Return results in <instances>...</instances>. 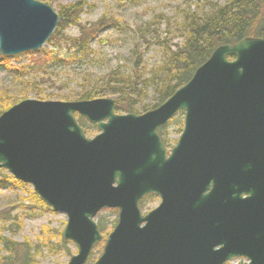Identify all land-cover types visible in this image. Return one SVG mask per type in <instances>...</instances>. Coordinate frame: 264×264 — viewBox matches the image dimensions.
Wrapping results in <instances>:
<instances>
[{"label":"water","instance_id":"1","mask_svg":"<svg viewBox=\"0 0 264 264\" xmlns=\"http://www.w3.org/2000/svg\"><path fill=\"white\" fill-rule=\"evenodd\" d=\"M59 14L39 0H0V51L42 48ZM115 99H23L0 114V169L67 215L65 240L87 264L105 208L118 221L94 264H264V38L221 44L158 107L120 114ZM180 111L170 153L158 133ZM97 125L88 137L75 114ZM160 196L144 213L141 199Z\"/></svg>","mask_w":264,"mask_h":264},{"label":"rangeland","instance_id":"2","mask_svg":"<svg viewBox=\"0 0 264 264\" xmlns=\"http://www.w3.org/2000/svg\"><path fill=\"white\" fill-rule=\"evenodd\" d=\"M54 8L56 12L60 10V5H68L75 2L85 1V6L81 12L79 23L95 24L102 17L117 20L120 27L127 23L134 31L144 22L151 19L154 15H163L166 19L161 26L165 34V26L170 19V31L174 43H181L182 38L174 35V18L180 8L190 4L200 8L208 1L217 0H39ZM223 1V0H220ZM209 4H206L208 7ZM66 34L70 36L79 35V27L71 25L66 29ZM137 34L125 33L114 28H106L92 42V53L89 55L78 56L76 61L57 64L52 57L66 56L68 51L65 46L62 48L52 47L49 41L40 49L52 51L49 58H43V54L38 58L35 54L28 52L20 53L17 57H7L5 62L0 61V103L2 99H8L12 104L18 103L23 99L34 98L40 100H75L76 94L80 91V85L86 83L85 76L90 80L100 79L111 67L118 64L130 62L129 52L135 43L134 37ZM146 51V62L153 64L161 57L159 48L151 43L149 48L145 46L139 49ZM42 96V97H41ZM69 96L68 99H63ZM115 99V96H105ZM102 98V97H99ZM150 94L148 99L143 100L153 104ZM116 103V99H115ZM12 106V105H11ZM154 109V108H152ZM7 110V109H6ZM151 110V109H149ZM148 111V110H147ZM140 111L137 114L144 113ZM135 113V112H129ZM175 122H171L163 130L167 140V150L177 143L184 126L183 116H176ZM86 135L94 137L99 133L95 124L89 123ZM14 181L21 183L17 185ZM33 187L28 183L16 180L6 169H0V215L12 214L18 215L19 223L12 224V231L8 230L7 224L0 220V235L11 236L19 242L31 241L36 247L40 246L41 252L37 254L38 264H67L70 257L77 252L74 243L69 241L67 247L63 248L61 244V234H63L67 215L63 212H55L49 206L40 204L33 197ZM160 203V197H150L146 206L142 208L143 212H148ZM114 209H104L96 217V222L100 220L105 227L100 230L102 241L94 248L90 257L93 262L102 253L106 238L115 226L118 213ZM100 228V225H99ZM54 244V247H47L44 244ZM59 243L60 248L56 245ZM5 251L0 246V256ZM245 258L232 259L228 264H247Z\"/></svg>","mask_w":264,"mask_h":264},{"label":"trees","instance_id":"3","mask_svg":"<svg viewBox=\"0 0 264 264\" xmlns=\"http://www.w3.org/2000/svg\"><path fill=\"white\" fill-rule=\"evenodd\" d=\"M85 1L72 4L60 5L58 14L60 20L58 26L49 40L52 47H66L68 54L64 57H52L57 64L76 61L78 56L89 55L92 53V42L106 28H114L125 33L135 32V43L129 52L130 62L118 64L111 67L100 79L90 80L85 76L86 83L80 85L76 99H94L105 96H115L116 112L129 113L147 111L156 108L170 97L179 87L187 83L193 76L195 70L203 64L211 55L213 50L221 45L236 43L246 36L264 38V0H217L208 1L201 8L193 7L191 4L180 8L174 18L173 33L182 38L181 43H174L171 35L170 19L165 26V34L161 26L166 19L163 15H154L151 19L137 27L135 31L125 23L121 27L117 20L107 19L102 16L95 24H81L79 17L85 6ZM71 25L79 27L78 36L66 34V29ZM155 44L161 53V57L153 64L146 62V51H140L142 47L149 48L150 44ZM38 58L43 54V58H49L52 51L47 49L29 52ZM0 52V61L5 62L7 57ZM150 94L153 104L143 100L148 99ZM42 97V96H41ZM66 96L63 99H68ZM12 103L8 99H2L0 103V114L8 109ZM179 116H183L180 112ZM177 115V116H178ZM78 122L84 130L90 124L80 115H77ZM176 117L171 121L175 122ZM170 122V123H171ZM168 123V125L170 124ZM166 127V126H165ZM165 127L159 129L164 142L167 144L166 136L163 133ZM17 185H21L14 181ZM33 197L40 204L45 203L33 192ZM150 197L148 194L140 201V207L146 206ZM113 212L117 214V210ZM117 218V217H116ZM0 220L7 224V229L12 231V224L20 226L18 215L2 214ZM100 230L105 225L100 220ZM61 244L67 247L69 241L61 234ZM47 247H54V244L45 243ZM0 246L5 251L0 256V264H38L37 254L41 252L40 246L36 247L31 241L19 242L11 236L0 235ZM60 248L59 243L56 245ZM66 246V247H65Z\"/></svg>","mask_w":264,"mask_h":264}]
</instances>
